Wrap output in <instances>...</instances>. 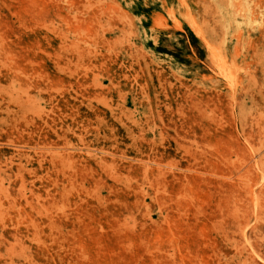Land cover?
<instances>
[{
    "label": "rangeland",
    "instance_id": "374dc122",
    "mask_svg": "<svg viewBox=\"0 0 264 264\" xmlns=\"http://www.w3.org/2000/svg\"><path fill=\"white\" fill-rule=\"evenodd\" d=\"M0 264H264V0H0Z\"/></svg>",
    "mask_w": 264,
    "mask_h": 264
}]
</instances>
